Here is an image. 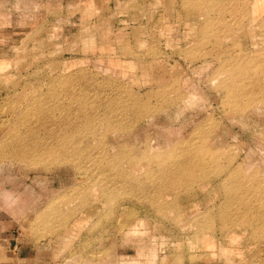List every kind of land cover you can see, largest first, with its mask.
Masks as SVG:
<instances>
[{
    "label": "rangeland",
    "instance_id": "obj_1",
    "mask_svg": "<svg viewBox=\"0 0 264 264\" xmlns=\"http://www.w3.org/2000/svg\"><path fill=\"white\" fill-rule=\"evenodd\" d=\"M0 264H264V0H0Z\"/></svg>",
    "mask_w": 264,
    "mask_h": 264
},
{
    "label": "bare ground",
    "instance_id": "obj_2",
    "mask_svg": "<svg viewBox=\"0 0 264 264\" xmlns=\"http://www.w3.org/2000/svg\"><path fill=\"white\" fill-rule=\"evenodd\" d=\"M150 97V96H149ZM152 97H154V96H152ZM180 140V139H179ZM204 145V144H203ZM200 146V145H199ZM198 146V147H199ZM174 147V146H173ZM200 148H201V146H200ZM197 149L198 151H196L195 153L193 152V154H197L196 156L198 157V163L196 164V165H198V166H202V165H204L205 164V162L207 161V159H211L212 160V162L214 161V159L217 157L216 155H209V154H207V155H209V156H207L206 158H203V157H205V155H206V153H205V155L204 156H202V153H201V156L199 157V153L203 150V148H201V149ZM123 154V153H122ZM121 154V155H122ZM157 154V153H156ZM192 153H191V155H192V157L191 158H193L194 157V155H193ZM117 155H119V154H117ZM117 155H115V156H117ZM190 155V156H191ZM124 156V155H123ZM123 156H121L122 158H123ZM135 156V155H134ZM160 156H161V154L160 155H154V156H152V157H148V158H154V159H152L153 161L155 160L156 162H158V158H160ZM172 156H173V154H172ZM172 156H171V158H170V160L172 159ZM125 157H127V160H129V161H133L134 163H135V161L136 162H138V163H140V162H143V163H146L147 164V162H145V161H147V155L146 154H144V155H142V156H139V157H131V154H127L126 153V156ZM162 157H165V156H162ZM169 156H167V158H168ZM175 157V156H174ZM202 157V158H201ZM196 158V157H195ZM201 158V159H200ZM126 159V158H125ZM164 159H166V158H164ZM119 160V159H118ZM124 160V159H123ZM160 160H162L161 158H160ZM189 160V158L187 159V161ZM195 160V159H194ZM194 160H192V161H194ZM210 160V161H211ZM163 161V160H162ZM162 161H159V162H162ZM191 160H189V162H188V165L186 166V168L187 167H191V162H192ZM202 161H203V163H202ZM163 163H164V161H163ZM162 163V164H163ZM167 163H169V161L168 162H166L165 164H167ZM161 164V163H160ZM164 165V164H163ZM179 166V165H178ZM197 166V167H198ZM173 167V166H172ZM180 167V166H179ZM174 168V167H173ZM184 168H182V171H184L183 170ZM177 170V169H176ZM180 170V169H179Z\"/></svg>",
    "mask_w": 264,
    "mask_h": 264
}]
</instances>
